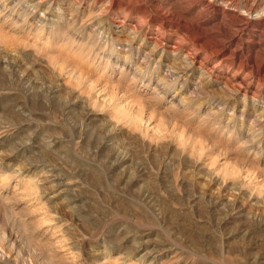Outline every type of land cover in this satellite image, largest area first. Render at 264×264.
Masks as SVG:
<instances>
[{"label": "rangeland", "instance_id": "obj_1", "mask_svg": "<svg viewBox=\"0 0 264 264\" xmlns=\"http://www.w3.org/2000/svg\"><path fill=\"white\" fill-rule=\"evenodd\" d=\"M196 2L0 0V264H264V27Z\"/></svg>", "mask_w": 264, "mask_h": 264}, {"label": "bare ground", "instance_id": "obj_2", "mask_svg": "<svg viewBox=\"0 0 264 264\" xmlns=\"http://www.w3.org/2000/svg\"><path fill=\"white\" fill-rule=\"evenodd\" d=\"M184 3H186V1ZM195 4L204 6L203 8L204 14H206L207 10H213L215 13L218 12L219 14L221 12L222 23L224 22L226 23L227 22L226 20H228L230 21V23L233 24V26L237 24L239 25V23L243 24L244 26L242 28L246 26H251L252 24H256V23H257L256 26L258 25L257 26L258 28L264 27V0H253L252 4L250 3V0H197ZM221 22H219V24H221ZM240 32L243 33L244 31L241 30ZM242 38H243V34H242ZM222 63L228 64L229 63L228 58L223 59ZM157 85H162L163 87L168 86V84L165 83L163 80L158 82Z\"/></svg>", "mask_w": 264, "mask_h": 264}]
</instances>
